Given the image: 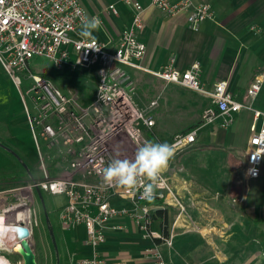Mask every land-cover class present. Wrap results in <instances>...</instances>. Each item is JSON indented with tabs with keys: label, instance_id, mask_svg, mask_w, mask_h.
I'll return each instance as SVG.
<instances>
[{
	"label": "built area",
	"instance_id": "2783aa9c",
	"mask_svg": "<svg viewBox=\"0 0 264 264\" xmlns=\"http://www.w3.org/2000/svg\"><path fill=\"white\" fill-rule=\"evenodd\" d=\"M121 1L134 8L131 20L121 30L114 50H108L96 39L100 47L96 51L85 49L82 38L76 35L87 18L81 0H0V70L10 78L21 96L38 156L40 175L31 176L28 188L64 195L66 200L57 213L61 224L84 225V241L92 251L75 264H106L98 246L105 240L108 229H123V217L131 219L144 236L171 243L173 234L170 231L164 235L162 229L152 228V212L169 205L184 209L164 175L155 189L158 205L146 203L141 196L142 188L127 190L106 186L103 182L102 170L114 160L110 155L111 142L123 140L125 135L140 147L148 141L145 132L154 125L152 109L156 100L150 101L146 108L138 106L130 75L123 67L148 71L167 83L208 95L210 103L202 110L199 124L174 134L167 142L173 154L194 143L201 127L217 123L225 128L238 112L247 110L251 113V123L245 176L259 177L264 160V109L236 99L226 80L215 82L210 89L204 88L198 61L180 69L174 57H170L157 72L139 63L146 45L137 33L143 27L141 14L146 8L154 7L168 16L184 12L189 27L196 30L203 21L212 18L211 4L194 0H149L147 4L137 0ZM108 9L117 13L115 4H109ZM34 56L48 58L61 74L69 72L67 70L88 69L87 76L94 79L92 92L83 99H78L75 91L65 93L49 77L32 71L30 60ZM261 78L256 76L246 89L251 99L261 90ZM39 140L47 149L50 171L46 168ZM123 199L130 201L131 208L116 203ZM19 205H26V202ZM144 250L148 260L141 264H166L156 245L146 246Z\"/></svg>",
	"mask_w": 264,
	"mask_h": 264
},
{
	"label": "crops",
	"instance_id": "0c3cea01",
	"mask_svg": "<svg viewBox=\"0 0 264 264\" xmlns=\"http://www.w3.org/2000/svg\"><path fill=\"white\" fill-rule=\"evenodd\" d=\"M137 1L147 4L149 0ZM202 1L211 4L213 16L203 21L196 30L189 27L184 12L168 16L154 7L146 8L141 14L143 27L137 33L138 38L146 45L145 55L139 63L157 72L170 57H174L175 65L180 69L198 61L204 88L210 89L215 82L226 80L236 99L251 102L254 107L264 109V0H194ZM81 4L87 18L96 17L100 21V27L93 35L108 50H114L120 41L121 30L131 20L134 8L121 0H81ZM109 4H115L116 14L108 9ZM81 29L82 25L76 32L77 36ZM123 68L130 75L133 97L138 106L146 108L150 101L156 100L152 109L154 125L145 132L148 141L167 143L174 134L199 124L202 110L210 103L208 95L179 84L167 83L148 71ZM0 74L7 78L1 70ZM256 76L262 77V86L258 95L251 99L246 94V89ZM23 114L0 110V125H11L12 134L9 139L13 144H2V147L14 152L20 159H23L21 152L15 150L14 146H19L16 139L25 128L28 129ZM234 121H243V129H239L240 126L235 125ZM250 123L251 113L241 110L225 128L217 123L201 127L194 143L173 154L162 175L168 178L172 192L177 195L180 203L216 211L232 207L237 211L236 202H243L247 205L245 215L253 222L264 223L253 219L264 218V214L253 216L259 202L263 204L264 210V196L261 198L262 191L257 188L259 184L264 185V160L259 177L248 178L244 174ZM203 132L208 136L212 135L211 137L216 135V138L213 137L211 142L196 143L197 137ZM239 132L244 140L241 146L238 145L240 148H237L236 137ZM138 148L123 135V143L117 140L111 142L110 155L114 160H131ZM65 200L66 198H62L61 206ZM116 203L131 208L130 201L126 199ZM43 208L45 209L44 206ZM165 208H176L179 211L174 205ZM123 219V229H108L98 251L106 264L117 261L141 264L148 260L144 248L162 240L142 235L131 219ZM162 220L160 216L154 217L152 228L162 229ZM56 221L58 234L55 235L53 224L47 219L52 239L49 235L42 236L41 259H38L40 264H75L91 253L92 248L84 241L83 224L64 226L58 214ZM171 234L174 235L172 231ZM2 242L0 240V246Z\"/></svg>",
	"mask_w": 264,
	"mask_h": 264
},
{
	"label": "rangeland",
	"instance_id": "374dc122",
	"mask_svg": "<svg viewBox=\"0 0 264 264\" xmlns=\"http://www.w3.org/2000/svg\"><path fill=\"white\" fill-rule=\"evenodd\" d=\"M30 65L34 73L49 77L65 93L75 91L74 95L78 99H83L93 90L94 79L87 76L88 69L67 70L69 72L61 74L55 69L51 60L43 56H34L30 60ZM0 78V110L18 111L23 114L24 104L14 83L3 74H0ZM25 102L31 108L28 96H25ZM234 124L240 126L239 129H243V121L236 123L234 121ZM11 129V125H0V225L4 226L0 235V240L4 242L0 246V256L11 264H23L24 242H26L40 264L38 259H41L39 255L42 236L49 235L52 239L50 229L47 228V219L53 224V233L58 234L56 214L65 196L42 191L40 198L35 189L28 188L31 184V176L40 175L37 150L29 128H25L16 139L19 146L17 148L14 146L15 150L21 152L23 159L2 147V144L5 146L12 144ZM211 136L206 132L200 133L196 143L211 142L216 135ZM236 138V147L240 148L244 140L241 132ZM39 141L46 168L50 171L52 168L46 158L47 149L42 141ZM119 141L123 143V140ZM23 164L27 166V171ZM257 188L262 191L261 198H263L264 185L259 184ZM256 197L259 199L258 195ZM24 202L26 205H19ZM236 203H238L237 211L232 207L224 211H216L195 205H183L186 211L167 208L168 228L174 235L169 244L164 240L156 242L167 264H264V223L251 221L245 215L247 205L243 202L239 204L238 201ZM256 209V214L254 213L253 216L264 214L261 202L257 204ZM191 221L194 223L191 224ZM21 233H25L27 238L13 248Z\"/></svg>",
	"mask_w": 264,
	"mask_h": 264
},
{
	"label": "clouds",
	"instance_id": "9594fccd",
	"mask_svg": "<svg viewBox=\"0 0 264 264\" xmlns=\"http://www.w3.org/2000/svg\"><path fill=\"white\" fill-rule=\"evenodd\" d=\"M100 27L96 17L85 18L78 35L85 43V49L99 51L93 33ZM173 156V148L168 143L147 141L135 153L133 159H115L103 168V182L106 186H119L127 190L143 189L141 196L147 201L155 198V189L159 186L162 173L168 168ZM0 264H9L0 256Z\"/></svg>",
	"mask_w": 264,
	"mask_h": 264
},
{
	"label": "trees",
	"instance_id": "16d2710c",
	"mask_svg": "<svg viewBox=\"0 0 264 264\" xmlns=\"http://www.w3.org/2000/svg\"><path fill=\"white\" fill-rule=\"evenodd\" d=\"M146 203L148 204H154V205H158L160 204V201L158 199H154L152 201H147ZM156 216H160L161 218H163V220L161 221L162 224V231L164 235L168 234V220H167V209L166 208H155L152 212V217H156ZM255 221H263L264 222V218L262 217H255L253 218ZM156 240H160V238H156Z\"/></svg>",
	"mask_w": 264,
	"mask_h": 264
},
{
	"label": "water",
	"instance_id": "95a60500",
	"mask_svg": "<svg viewBox=\"0 0 264 264\" xmlns=\"http://www.w3.org/2000/svg\"><path fill=\"white\" fill-rule=\"evenodd\" d=\"M177 151L176 153H178ZM24 169L27 171V166L23 164ZM37 195L41 196V191L36 188ZM46 213V212H45ZM25 240V239H24ZM24 240H22L24 242ZM23 264H37L35 253L33 250L29 247V245L24 242V263Z\"/></svg>",
	"mask_w": 264,
	"mask_h": 264
},
{
	"label": "bare ground",
	"instance_id": "6f19581e",
	"mask_svg": "<svg viewBox=\"0 0 264 264\" xmlns=\"http://www.w3.org/2000/svg\"><path fill=\"white\" fill-rule=\"evenodd\" d=\"M22 225H23V224H22ZM3 230H4V226L0 225V235L2 234V231H3ZM25 238H27L25 233H21V234H19V240H18L17 243L13 246V248H14L18 243H20L22 240H24ZM7 261H8V260H7ZM9 264H11V263L9 262Z\"/></svg>",
	"mask_w": 264,
	"mask_h": 264
}]
</instances>
